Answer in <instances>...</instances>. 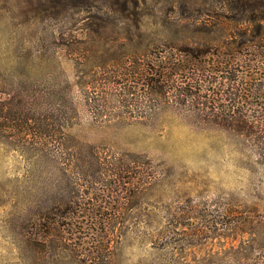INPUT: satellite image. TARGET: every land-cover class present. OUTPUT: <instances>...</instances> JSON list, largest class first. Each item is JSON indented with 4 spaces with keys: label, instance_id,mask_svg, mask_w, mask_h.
Instances as JSON below:
<instances>
[{
    "label": "rangeland",
    "instance_id": "374dc122",
    "mask_svg": "<svg viewBox=\"0 0 264 264\" xmlns=\"http://www.w3.org/2000/svg\"><path fill=\"white\" fill-rule=\"evenodd\" d=\"M124 1L0 0V264H264V166L133 84L137 61L201 42L184 8L201 0ZM45 121L74 137L63 164L36 156ZM40 201L85 225L35 261L21 228Z\"/></svg>",
    "mask_w": 264,
    "mask_h": 264
},
{
    "label": "trees",
    "instance_id": "16d2710c",
    "mask_svg": "<svg viewBox=\"0 0 264 264\" xmlns=\"http://www.w3.org/2000/svg\"><path fill=\"white\" fill-rule=\"evenodd\" d=\"M130 1L135 6L143 2ZM217 1L201 0L184 7L187 12L185 18L195 21L191 22L195 25L192 30L198 32L200 43H187L182 51H159L152 54L146 62L137 61L133 73L138 72L135 79H140L141 85L146 86L143 89L147 94L164 98L171 94V99L155 100H161L167 105L182 106L196 115L197 121L232 133L254 157L250 158V164L264 166V0ZM118 8L110 4L105 14L114 13ZM124 9L127 7L122 4L120 10ZM194 16H202L203 19L198 21ZM137 79L133 84H138ZM104 83L101 82L102 85ZM123 84L122 92H132L129 86H125L126 83ZM84 86H92L95 91L93 88L96 85L90 84V81H85ZM43 127L45 134L42 143H47V146L39 149L36 156L41 164H63L60 154L70 146L67 141L74 137L68 133L52 131L49 121H45ZM66 158L70 162L77 161V165L83 162L99 165L103 161L94 152L87 159L80 156ZM65 176L67 179L73 178L70 173ZM63 202L68 203L69 207L73 203L68 197ZM37 204L38 209L30 225H21L22 240L34 251L35 261L47 253L50 256V248L66 244L69 237L65 235V230H69V235L73 237L80 234L83 231L80 228L85 225L82 220L78 221L80 215L72 209L56 211V201H40ZM70 210L72 213L67 212ZM62 218L70 221L64 223ZM112 218L110 214L101 223L107 224ZM28 225L30 227L27 229ZM90 238L75 242L70 248L77 251L79 247L95 240Z\"/></svg>",
    "mask_w": 264,
    "mask_h": 264
}]
</instances>
